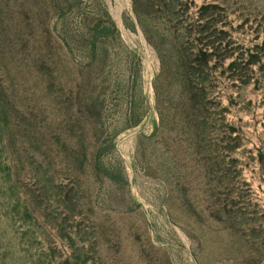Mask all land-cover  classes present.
Segmentation results:
<instances>
[{"label": "rangeland", "instance_id": "1", "mask_svg": "<svg viewBox=\"0 0 264 264\" xmlns=\"http://www.w3.org/2000/svg\"><path fill=\"white\" fill-rule=\"evenodd\" d=\"M0 264H264V0H0Z\"/></svg>", "mask_w": 264, "mask_h": 264}]
</instances>
